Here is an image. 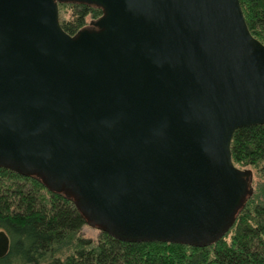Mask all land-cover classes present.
Here are the masks:
<instances>
[{
    "label": "water",
    "instance_id": "obj_1",
    "mask_svg": "<svg viewBox=\"0 0 264 264\" xmlns=\"http://www.w3.org/2000/svg\"><path fill=\"white\" fill-rule=\"evenodd\" d=\"M59 5L100 9L70 36ZM264 45L239 0H0V168L125 243L204 248L253 195ZM10 241L0 230V259Z\"/></svg>",
    "mask_w": 264,
    "mask_h": 264
},
{
    "label": "trees",
    "instance_id": "obj_2",
    "mask_svg": "<svg viewBox=\"0 0 264 264\" xmlns=\"http://www.w3.org/2000/svg\"><path fill=\"white\" fill-rule=\"evenodd\" d=\"M239 3L251 35L264 45V0ZM66 8L70 19L60 24L70 36L101 16L96 7L59 5V17ZM231 157L235 167L252 171L254 192L231 230L204 248L125 243L103 232L85 238V221L71 201L0 168V230L10 241L0 264H264V127L237 130Z\"/></svg>",
    "mask_w": 264,
    "mask_h": 264
},
{
    "label": "rangeland",
    "instance_id": "obj_3",
    "mask_svg": "<svg viewBox=\"0 0 264 264\" xmlns=\"http://www.w3.org/2000/svg\"><path fill=\"white\" fill-rule=\"evenodd\" d=\"M72 10L71 9H63L62 12L60 13V17L59 19H65V20H69L70 19V15H71ZM99 231L92 229L88 226H85V228L82 231V235L85 238L91 239V240H96L98 237Z\"/></svg>",
    "mask_w": 264,
    "mask_h": 264
}]
</instances>
